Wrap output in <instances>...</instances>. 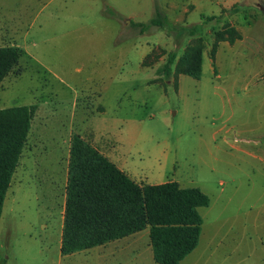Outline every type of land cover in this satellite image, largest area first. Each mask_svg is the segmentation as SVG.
<instances>
[{"label":"rangeland","instance_id":"obj_1","mask_svg":"<svg viewBox=\"0 0 264 264\" xmlns=\"http://www.w3.org/2000/svg\"><path fill=\"white\" fill-rule=\"evenodd\" d=\"M156 8L174 27L133 24ZM1 46L21 54L0 108L35 111L4 200L0 264L155 263L149 228L61 253L76 136L139 183L209 196L180 264H264V0H0Z\"/></svg>","mask_w":264,"mask_h":264},{"label":"trees","instance_id":"obj_2","mask_svg":"<svg viewBox=\"0 0 264 264\" xmlns=\"http://www.w3.org/2000/svg\"><path fill=\"white\" fill-rule=\"evenodd\" d=\"M143 32L151 25L174 27L156 8L149 22L133 23ZM196 27L191 29L195 32ZM13 46L0 47V83L20 58ZM176 51L164 65L171 73ZM34 105L0 108V218L7 189L31 127ZM209 196L198 186L177 181L139 183L89 142L74 137L70 150L61 253L106 244L149 228L155 264H180L198 245Z\"/></svg>","mask_w":264,"mask_h":264},{"label":"crops","instance_id":"obj_3","mask_svg":"<svg viewBox=\"0 0 264 264\" xmlns=\"http://www.w3.org/2000/svg\"><path fill=\"white\" fill-rule=\"evenodd\" d=\"M120 169H122L123 171H125L126 172V170L124 169V168H120ZM127 173V172H126ZM128 174V173H127ZM129 175V174H128ZM130 176V175H129ZM131 177V176H130ZM132 178V177H131ZM68 180V179H67ZM135 180V179H134ZM136 181V180H135ZM138 182V181H137ZM155 184H158V183H155ZM137 233V232H136ZM133 234H135V233H133ZM129 236V235H128ZM128 236H126V237H128ZM123 238H125V237H123ZM120 239H122V238H120ZM116 240H118V239H116ZM115 241V240H114ZM112 242V241H111ZM107 244V243H106ZM153 259H154V257H153ZM155 264V263H154Z\"/></svg>","mask_w":264,"mask_h":264}]
</instances>
